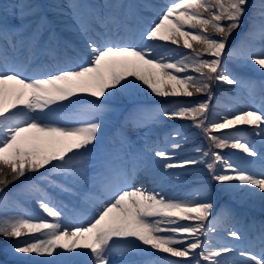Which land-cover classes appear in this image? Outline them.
Instances as JSON below:
<instances>
[{
  "label": "snow or ice",
  "instance_id": "6c2138e0",
  "mask_svg": "<svg viewBox=\"0 0 264 264\" xmlns=\"http://www.w3.org/2000/svg\"><path fill=\"white\" fill-rule=\"evenodd\" d=\"M11 9L0 4V237L16 239L9 245L13 256L23 264H264V221L247 224L258 228L257 254L240 230L226 227L227 221L243 225L242 214L225 206L210 219L209 186L182 197L164 194V184L181 175L171 170L199 164L222 191L264 205V81L243 80L227 67L236 59L264 70V0L159 6L151 0H17ZM246 13L248 31L229 51L228 39ZM256 39L261 47L254 50ZM181 45L190 51H178ZM217 83L247 89L252 105L210 120ZM141 85L159 98L207 99L134 108L106 141V130L136 103ZM161 118L190 121L187 127L209 142L207 150L197 147V158L177 161L189 140L182 127L168 134L166 148L147 142L136 148L123 131L129 123L147 127ZM226 148L250 164L259 161L260 174L225 157ZM141 174L153 189L133 186ZM22 178L19 188L5 192ZM47 189L66 194L70 203ZM20 198L46 218L7 211ZM221 227L240 243L214 246Z\"/></svg>",
  "mask_w": 264,
  "mask_h": 264
},
{
  "label": "rangeland",
  "instance_id": "374dc122",
  "mask_svg": "<svg viewBox=\"0 0 264 264\" xmlns=\"http://www.w3.org/2000/svg\"><path fill=\"white\" fill-rule=\"evenodd\" d=\"M34 1H37L36 3H39V1L38 0H30V2H34ZM46 1V3H50L51 2V0H44V2ZM151 2L153 3V4H159L160 5V3H158V2H156L155 0H151ZM15 3H17V0H0V4H2L3 6H5V7H7L8 8V10L9 11H12V9H11V5H13V4H15ZM164 4H166V3H163V5ZM248 16H246V14H245V16H244V22L241 24V27L240 28H243V30H244V32L241 34V36L243 37L244 36V34L247 32L246 31V26L244 25L245 24V22H246V18H247ZM10 20H11V17H10ZM12 22H14V23H18V21H12ZM70 22V21H69ZM239 28V29H240ZM59 30V29H58ZM238 30V29H237ZM62 35H63V37L64 38H71V34L70 33H61ZM210 35H212V38H214V39H219V37H217L214 33H211L210 32ZM232 35H234V33H232ZM232 35L229 37V39H228V41H230L232 38ZM168 47H170V48H175L176 46H173V45H168ZM194 47H198V45H195L194 44ZM261 47V41L260 40H255V41H253V48H254V50L255 49H259ZM227 49L229 50V51H231L232 49H234V48H229L228 46H227ZM178 51H182V52H188V51H190V50H187V49H183V47H182V45L178 48ZM207 58V57H206ZM235 61L237 62L236 64H232V62L233 63H235ZM238 62H241V61H239V60H236V59H230L229 61H228V63H227V67L229 68V70L232 72V70L234 69V70H236V71H239V70H243L244 71V69L243 68H241V67H238V66H243V65H239L238 64ZM238 69V70H237ZM240 72V71H239ZM192 75H193V73H191ZM234 75H236L235 73H233ZM256 76V75H255ZM264 75H260V76H256V77H253L254 78V80L253 81H257V83L259 84V82H261V81H264V77H263ZM261 78V79H260ZM141 88L143 89L141 92H145V91H147L148 93H150L149 92V90H147L143 85H141ZM223 88H231V86H229V85H226V84H224L223 85ZM212 91H213V89H212ZM151 94V93H150ZM195 96H198V98H195ZM80 98H82V99H85V100H87V99H89V97H87V96H81ZM191 98H195V100L193 101V103L194 102H197V101H201V100H205V99H207V97L205 96V95H193ZM189 98H185V97H180V98H167V99H164V100H168V101H170V102H168V103H165L166 104V106L164 105V101H162V100H160V101H162V103H160V101H158V99L156 100V101H154V103H152V104H148V105H153V106H157V108H160V107H167L173 100H179V101H182V102H186L187 100H188ZM248 99H250V98H248ZM248 99H241L243 102H237V101H234L233 102V104L231 105V106H226L225 104H223L222 102H220V101H218V100H216V103L213 105L214 106V109H213V106H211L210 105V110H209V119L211 120V119H216V118H218V116L219 115H221V114H227L230 110H236V111H239V110H241L243 107H248V106H250L249 105V100ZM259 102V101H258ZM140 103H148V102H144V101H137L136 100V103L135 104H140ZM135 104H133V105H135ZM133 105H130V106H128V107H131V106H133ZM211 107H212V110H211ZM217 107H218V109L220 110V111H226L227 113H222V112H218V111H216V109H217ZM132 110L133 109H130V110H125L124 112H123V114H122V123H123V121H124V119H125V117L126 116H129L130 115V113L132 112ZM214 111H216L215 112V114L214 113H212V112H214ZM176 121H180V120H169V119H165V118H161V121H160V123H158V124H155V125H153V127H151V126H147V127H140V128H134L133 127V125L131 124V123H129L124 129H123V131H124V133H125V135L128 137V139L131 141V143L135 146V147H138L142 142H146V138H148V137H155V135H154V132H156L157 133V135H160V137H163V141H162V143H160V147L161 148H166L167 146H166V138H167V136H168V134L169 133H171L174 129H176V128H174V129H170V130H168L166 133H164L163 134V132H162V134H161V131H162V129L163 128H165V126L166 125H170V124H172L173 122H176ZM185 123L184 124H181L180 125V127H177V128H183V130L189 135V140H188V142L190 143V142H193V139L192 138H194V140H196V141H198L197 142V147H202L203 149H207L208 148V141L205 139V137L203 136V134L202 133H200V131L198 130V129H195V128H188L187 126L191 123L190 121H188V120H183ZM151 128H153V130H152V132H149V134H151V136H146V138H145V136L144 135H146L147 133L145 132V134H142V132H144L143 130H146L147 132L151 129ZM141 135L142 136H144V139H142L141 138ZM160 137H158V139H160ZM250 139H252L253 141H255L256 140V138L255 137H250ZM192 140V141H191ZM188 142L187 143H185V145H184V147H183V149L181 150V151H183L182 153H181V158L178 156V155H175V159L177 160V161H179V160H185V159H189V158H192V156H191V154L190 155H188L189 154V152H186V151H184V150H188V149H191V150H193V148H188V146H187V144H188ZM149 143H151V142H149ZM257 148H260V146H259V144H257ZM226 152H228L229 154H232V156H231V158H236V159H238V157L237 156H244V154H242V153H240L238 150H233V149H230V148H226V149H224L223 150V155L225 156V157H227L228 159H230L231 160V158L229 157V156H227L226 154ZM244 157H246V156H244ZM247 158V157H246ZM245 161H241V163H244ZM172 172H174V173H176L175 172V169H173V170H171ZM183 172H177V173H180L181 175H180V177H179V180H173V181H168V183H169V185H173L174 187L172 188V189H169V191L167 192V194L166 195H168V196H176V197H182V196H184L186 193H188V192H190V191H192L193 189H196V187H194V186H191V184H193V183H195L196 181L198 182V181H201V180H196V179H194L193 180V177L192 176H194V175H199V176H201V179H202V183H203V185H207V186H209V188H213V189H211L210 191L212 192V191H220L219 193L222 195V197H219V196H217V197H214V196H212L211 197V199H209L210 201L211 200H213L214 202L216 201V202H218L219 204V206H222L223 205V202L222 201H224V203L225 202H229V201H231V195L233 194V193H228V192H224V191H222V188H223V186L222 185H218V184H216L214 181H212L211 180V177L209 176V174H208V172L206 171V169L203 167V165H199L198 164V169H193V168H191L190 170H182ZM36 175H38V174H36ZM189 186H191V187H189ZM179 187V188H178ZM182 187V188H181ZM200 187V186H199ZM199 187H197V188H199ZM175 190V191H174ZM7 192H11V191H7ZM67 196V195H66ZM68 197V196H67ZM69 198V197H68ZM22 200H24L25 202H27L28 204H30V205H32L33 206V209H34V211H28V210H26L21 204H20V202L18 201V206L17 205H15V204H12L11 202H10V204H9V206H8V208H7V211H9L10 213H16V212H19V213H21V214H28V215H32V216H40V217H43V215H40V210L38 209V208H36L35 206H34V204L29 200V199H26V198H21ZM30 201V202H29ZM215 205H217L216 203H215ZM216 208L217 207H214L212 210H214V213H212L211 214V217H210V219L213 217V215L215 214V211H216ZM4 210V206L3 205H0V211H3ZM44 218V217H43ZM218 233H220V234H225L226 232L225 231H220V232H218ZM21 240H23V239H27V237L25 236V237H21L20 238ZM17 241H16V239H14V238H10V239H4L3 237H0V256L2 257V259H3V261H1V263L2 264H23V262L21 261V260H19V259H17L16 257H14V256H11V253L9 252V245H12V244H15ZM212 243H213V245L215 244V240L214 239H212ZM115 255V254H114ZM115 258H117V257H115Z\"/></svg>",
  "mask_w": 264,
  "mask_h": 264
},
{
  "label": "bare ground",
  "instance_id": "6f19581e",
  "mask_svg": "<svg viewBox=\"0 0 264 264\" xmlns=\"http://www.w3.org/2000/svg\"><path fill=\"white\" fill-rule=\"evenodd\" d=\"M158 2L160 3V5H163V3H168V2H170V0H165V1L164 0H158ZM256 40H259V39H256ZM238 64L243 65L240 67L246 71L255 73L257 75H264V74H262V73H264V70H260L258 66L252 65L251 62H249L247 65H245L243 62H238ZM157 98L158 99H167V98L155 97L152 94L148 93L147 91L139 92L136 96V100H153V99H157ZM177 98H180V97H177ZM257 163H258V161L253 163V166L254 167L257 166L258 168H256L255 171L251 170V173L254 175H259L260 171H261V168L259 165H257ZM140 176H141L140 178H137L135 181H133V186L143 185L144 187L148 188L149 190H151L155 187V185L153 184V182L150 179L146 178L143 174H141ZM165 186H166V183L164 184V190H165ZM157 190H159V188H157ZM59 200H62V199L59 198ZM231 200L233 202L238 203L237 205L239 208H241L240 210H243L244 212L249 213V215H252L256 218H259L260 220L264 219V215H262V214H264V205H261L259 200H254V201L253 200H247L246 198H243V195L240 193L232 194ZM230 206H233V205L231 204L227 207L232 208ZM222 208L223 207L218 208L214 214V217L211 219H213V220L216 219L217 214L220 212V210ZM225 223H226V226H229V225L233 224V221H227ZM220 229H224V227H221ZM251 250L258 254L260 249L258 250L255 247H252ZM9 252L11 253L10 250H9ZM158 255H161V254H158ZM11 256H13L12 253H11Z\"/></svg>",
  "mask_w": 264,
  "mask_h": 264
}]
</instances>
